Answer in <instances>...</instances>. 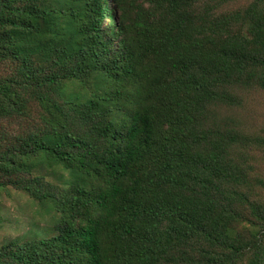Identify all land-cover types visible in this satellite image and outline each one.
<instances>
[{
    "label": "trees",
    "instance_id": "1",
    "mask_svg": "<svg viewBox=\"0 0 264 264\" xmlns=\"http://www.w3.org/2000/svg\"><path fill=\"white\" fill-rule=\"evenodd\" d=\"M237 1L0 0V64L23 63L44 114L25 148L0 153V169L64 174L26 185L61 214L59 234L3 245L0 264H264V216L245 220L223 199L227 143L205 121L233 101V83L264 88V0L223 12ZM36 56L86 95L66 97L57 72L37 79ZM24 107L0 81V116Z\"/></svg>",
    "mask_w": 264,
    "mask_h": 264
},
{
    "label": "rangeland",
    "instance_id": "2",
    "mask_svg": "<svg viewBox=\"0 0 264 264\" xmlns=\"http://www.w3.org/2000/svg\"><path fill=\"white\" fill-rule=\"evenodd\" d=\"M251 3L252 0H239L225 6L223 12L243 10ZM80 4L78 0L54 2V6L68 9ZM116 12L121 17L122 11ZM241 32L245 34L246 29L242 28ZM33 67L39 72L37 79L57 72L60 85L65 86L66 97L84 96L88 91L84 83H69L66 71L59 72L51 62H43L40 56H36ZM23 71L21 61L9 60L0 64V81L14 82L25 99L23 115L0 116V153L21 151L29 143V137L43 129L44 114L33 101L36 90L28 89ZM226 92L233 96V101L209 107L205 116L209 127L224 135L227 143L226 161L233 181L223 199L246 216L245 220L257 221L264 216V88L254 79L249 83H233ZM46 93H54L53 86ZM74 129L80 132L77 126ZM63 175L59 170L54 174L39 168L29 174L13 175L0 169V249L5 244L47 239L59 234L57 220L61 214L54 209L52 201L36 200L26 185L29 181L57 184ZM256 208L260 210L258 217ZM238 231L242 237H248L251 232L246 227ZM256 232L264 239V228ZM252 261L247 257L240 264H252Z\"/></svg>",
    "mask_w": 264,
    "mask_h": 264
}]
</instances>
